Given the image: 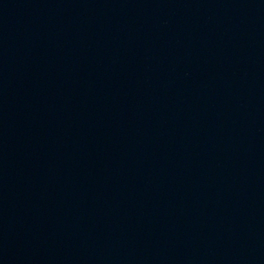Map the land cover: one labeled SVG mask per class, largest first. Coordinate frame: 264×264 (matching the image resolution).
<instances>
[{"label": "water", "instance_id": "1", "mask_svg": "<svg viewBox=\"0 0 264 264\" xmlns=\"http://www.w3.org/2000/svg\"><path fill=\"white\" fill-rule=\"evenodd\" d=\"M0 264H264V0H0Z\"/></svg>", "mask_w": 264, "mask_h": 264}]
</instances>
